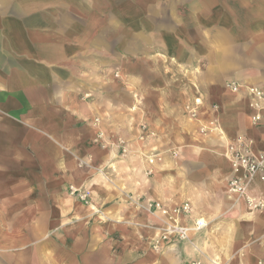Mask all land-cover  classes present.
<instances>
[{"label": "crops", "instance_id": "crops-1", "mask_svg": "<svg viewBox=\"0 0 264 264\" xmlns=\"http://www.w3.org/2000/svg\"><path fill=\"white\" fill-rule=\"evenodd\" d=\"M248 85L264 90V0H0V264H264V210L227 191V141L264 153ZM148 200L209 224L156 250Z\"/></svg>", "mask_w": 264, "mask_h": 264}, {"label": "built area", "instance_id": "built-area-1", "mask_svg": "<svg viewBox=\"0 0 264 264\" xmlns=\"http://www.w3.org/2000/svg\"><path fill=\"white\" fill-rule=\"evenodd\" d=\"M228 86L232 92L239 93L243 91V86L237 82H230ZM245 91L250 96L251 105L256 110V113L252 116V121L258 125L263 120L264 90L256 85H248L245 87ZM199 104H201V101L196 100L195 106H187L192 118L198 119L200 114ZM201 130L214 131L220 130V127L213 120L208 125H203ZM154 135L155 133L150 130L148 124H140V134L138 136L141 141L145 143L150 136ZM103 136V132H99L96 142H99ZM121 150L124 153L126 152L124 143ZM171 153L173 157L177 155L175 151H171ZM143 155L149 164L146 174L153 175L154 166L163 160V154L152 150ZM226 155L232 169V173L227 180V191L234 198V203L242 202L251 212L264 210V196L255 194L252 191L253 186L264 183V153H255L253 138L246 134H240L227 141ZM69 192L83 203L87 205L91 203L92 196L88 189L71 185ZM147 208L162 221V226L153 239V248L156 250L166 247L172 240L192 243L193 234L204 230L209 224L203 217L192 218L194 210L189 201L169 207L160 201L148 200ZM192 264H202V262L197 260Z\"/></svg>", "mask_w": 264, "mask_h": 264}, {"label": "bare ground", "instance_id": "bare-ground-1", "mask_svg": "<svg viewBox=\"0 0 264 264\" xmlns=\"http://www.w3.org/2000/svg\"><path fill=\"white\" fill-rule=\"evenodd\" d=\"M215 264H217V263H215Z\"/></svg>", "mask_w": 264, "mask_h": 264}]
</instances>
